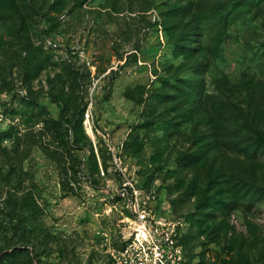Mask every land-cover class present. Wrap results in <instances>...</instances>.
Segmentation results:
<instances>
[{
	"label": "rangeland",
	"instance_id": "rangeland-1",
	"mask_svg": "<svg viewBox=\"0 0 264 264\" xmlns=\"http://www.w3.org/2000/svg\"><path fill=\"white\" fill-rule=\"evenodd\" d=\"M124 183L264 264V0H0V264H112Z\"/></svg>",
	"mask_w": 264,
	"mask_h": 264
},
{
	"label": "built area",
	"instance_id": "built-area-1",
	"mask_svg": "<svg viewBox=\"0 0 264 264\" xmlns=\"http://www.w3.org/2000/svg\"><path fill=\"white\" fill-rule=\"evenodd\" d=\"M120 196L128 213L125 244L114 252L112 264H188L180 223L154 216L131 183H124Z\"/></svg>",
	"mask_w": 264,
	"mask_h": 264
},
{
	"label": "bare ground",
	"instance_id": "bare-ground-1",
	"mask_svg": "<svg viewBox=\"0 0 264 264\" xmlns=\"http://www.w3.org/2000/svg\"><path fill=\"white\" fill-rule=\"evenodd\" d=\"M90 134H92V131L89 129Z\"/></svg>",
	"mask_w": 264,
	"mask_h": 264
}]
</instances>
